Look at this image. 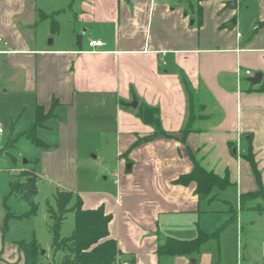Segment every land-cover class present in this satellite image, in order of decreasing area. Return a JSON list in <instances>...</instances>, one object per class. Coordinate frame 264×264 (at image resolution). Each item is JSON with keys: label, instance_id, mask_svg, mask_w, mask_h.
Returning <instances> with one entry per match:
<instances>
[{"label": "crops", "instance_id": "0c3cea01", "mask_svg": "<svg viewBox=\"0 0 264 264\" xmlns=\"http://www.w3.org/2000/svg\"><path fill=\"white\" fill-rule=\"evenodd\" d=\"M263 21L264 0H0V100L7 99L0 117L11 123L8 132L0 121V141L25 138L38 149L21 168L0 146V264H25L32 242L10 224L21 217L9 215L21 214L11 199L20 196L12 188L25 170L35 173L37 193L45 181L77 191L85 209L103 207L119 264L264 263L257 251L243 252L240 237L226 249L225 229L238 210L226 198L212 205L231 185L240 195L258 190L249 155L264 185V91L250 90L248 80L257 72L264 79ZM91 39L105 45L93 51ZM183 77L202 114L188 132ZM38 106L51 110L34 132L43 145L28 135ZM145 106L159 110L169 135L147 140L155 129L138 115ZM95 137L112 143L118 160L113 186L92 191L80 180V157ZM196 164L229 181L214 187L213 200L198 195L196 181L181 180ZM214 232L197 252H158L160 236Z\"/></svg>", "mask_w": 264, "mask_h": 264}, {"label": "trees", "instance_id": "16d2710c", "mask_svg": "<svg viewBox=\"0 0 264 264\" xmlns=\"http://www.w3.org/2000/svg\"><path fill=\"white\" fill-rule=\"evenodd\" d=\"M202 17V16H201ZM202 19H200L199 23ZM264 25V21L259 23V26ZM183 81L187 92L190 96V115L189 120L184 128V132L192 131V122L196 118H200L197 109L200 105L196 104V97L191 91L188 80L183 77ZM250 90L264 91V79L260 84L254 85L250 82ZM199 100H197L198 102ZM51 110L45 113L43 107L38 106L36 111V122L28 131V135L32 138L36 145L43 143L36 138L34 132L38 126H41L46 118L50 115ZM139 117L142 120L153 126L155 132L147 137V140H152L161 135H169L163 130L159 110L155 107L145 106L138 111ZM137 145L134 144V146ZM251 163L255 172V177L259 189L253 192L242 193L240 195L241 206L244 205L248 198L259 197L262 203H258L254 208L260 213H264V186L261 180L256 163L251 155ZM25 176L23 181H15L12 192L20 195L28 201H31V210L27 213L13 214L15 217L31 215L36 212L37 205L32 201V197L37 194V177L32 175L31 170H25L20 173ZM182 182L194 180L197 182V193L201 198H209L213 200L216 194H213L214 187L224 189L228 186L227 177H221L213 171L206 170L203 166L196 164L193 171L181 178ZM56 207L49 208V218L52 220L51 231L53 233V247L55 251H65L63 264H119L120 249L115 239L109 237V222L112 219L110 214H107L103 207L96 209H85L80 196L75 195L71 190H58L55 195ZM228 201V200H226ZM229 202V201H228ZM70 212L75 214V227L73 234L68 237H62L61 230L64 219ZM232 219V218H230ZM219 232L212 234H201L199 237L192 240H179L172 237L160 236L158 244L159 253H168L172 255L186 254L197 252L206 240L211 237H216ZM25 264H37L39 244L32 241L24 245Z\"/></svg>", "mask_w": 264, "mask_h": 264}, {"label": "rangeland", "instance_id": "374dc122", "mask_svg": "<svg viewBox=\"0 0 264 264\" xmlns=\"http://www.w3.org/2000/svg\"><path fill=\"white\" fill-rule=\"evenodd\" d=\"M44 25L39 26V32H47L43 30ZM35 28L33 29V31ZM79 34H77L78 36ZM3 86L0 83V96H3ZM15 95H12L14 97ZM4 99L0 100V114L4 113V106L7 104ZM11 104L16 102V99L12 98ZM2 111V112H1ZM1 123L10 129V122L6 117H0ZM103 138H96L93 144H86L81 146L80 157V180L84 184L90 187V190L96 191L100 188L112 187L113 177L112 171L117 167V157L113 153L114 145L111 143L104 144L98 140ZM104 141V140H103ZM0 146H3L11 153V155L18 158L12 165L14 167H30L37 153V148L25 138H21L16 142L7 143V138ZM107 149V151H105ZM112 150V151H111ZM99 155L95 158L94 156ZM105 157V161L102 159ZM116 158V159H115ZM27 161L29 163H27ZM32 175L36 176L33 171ZM105 177H108L107 180ZM25 180V176L23 179ZM264 186V185H263ZM39 192L32 197V201L37 205L36 212L31 215H25L21 217V220H15L10 223L16 222L17 231L24 235L31 241H36L39 244L37 264H63L65 251H55L53 247V233L51 231L52 220L47 218L50 207H56L55 195L58 190H66L65 187L52 184L48 185L47 182L41 181L38 184ZM105 187V188H106ZM259 189V188H258ZM69 190V189H68ZM219 200L215 201L212 205L214 208L222 206V200L227 199L229 203H232L234 208L238 210V218L229 223L225 229L226 235H224V243L226 249L234 251L237 248L239 237L243 240V252L255 250L260 255L261 259H264V213L258 212L254 207L258 203H262V199L259 197L248 198L244 205L240 206V192L237 186L231 185L226 190H218ZM77 195V191H75ZM20 213H27L31 210V201L26 200L23 197L14 195L12 197ZM240 219V221H239ZM241 223L243 225V232L240 233L236 230V226ZM75 227V214L70 212L63 221L61 235L62 237H68L73 234ZM240 234V235H239ZM28 240V241H30ZM29 243V242H28ZM264 261V260H263ZM261 264H264L261 262Z\"/></svg>", "mask_w": 264, "mask_h": 264}, {"label": "water", "instance_id": "95a60500", "mask_svg": "<svg viewBox=\"0 0 264 264\" xmlns=\"http://www.w3.org/2000/svg\"><path fill=\"white\" fill-rule=\"evenodd\" d=\"M77 46H78V48H79L80 50L83 49V45H82V35H81V34H79V35L77 36ZM262 78H263V74H262L261 72H257V73H255L254 76L250 77L248 80H249L251 83H253V84H260L261 81H262ZM131 106L136 107V106H137V102L134 101L133 103H131ZM130 167H131V165L128 164V168H130Z\"/></svg>", "mask_w": 264, "mask_h": 264}, {"label": "built area", "instance_id": "2783aa9c", "mask_svg": "<svg viewBox=\"0 0 264 264\" xmlns=\"http://www.w3.org/2000/svg\"><path fill=\"white\" fill-rule=\"evenodd\" d=\"M88 45L93 51H95L98 48L103 47L105 45V42L101 39H91L89 40ZM247 74L250 75L251 72L248 70ZM4 133H5V129L0 125V140Z\"/></svg>", "mask_w": 264, "mask_h": 264}]
</instances>
